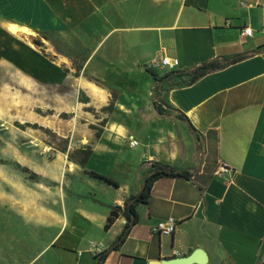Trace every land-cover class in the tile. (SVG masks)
<instances>
[{
  "label": "crops",
  "instance_id": "obj_1",
  "mask_svg": "<svg viewBox=\"0 0 264 264\" xmlns=\"http://www.w3.org/2000/svg\"><path fill=\"white\" fill-rule=\"evenodd\" d=\"M0 7L8 25L35 28L56 50L77 45L84 59L78 75L70 74L77 107L101 114L113 98L103 118L75 112L87 126L105 123L99 135L89 130L84 140L69 141L67 153L89 149L91 155L62 180L63 201L53 213L28 209L25 223L56 232L27 264H96L89 243L103 242L108 249L117 240L125 219L119 214L105 231L110 210L122 209L140 191L155 162L191 169L193 175L157 180L148 202L137 208L138 222L102 264H150L198 249L206 262L192 264H264V0H0ZM244 27L252 28L251 37L241 36ZM52 55V63L72 65L63 55ZM162 55L176 59L177 68H161ZM237 57L194 83L186 75L157 83L148 71L162 78ZM179 114L198 132V142ZM71 135L70 129L64 137ZM132 139L136 147L129 146ZM127 152L131 156L123 159ZM53 156L65 167L64 176L72 163L62 153ZM94 160L122 168L126 181L95 169ZM220 162L233 169L231 178L214 174ZM90 171L118 187L101 188L98 182L104 181ZM100 188L113 193L107 202L100 199ZM167 218L176 221L173 234L152 233V226ZM7 254L0 252L1 262Z\"/></svg>",
  "mask_w": 264,
  "mask_h": 264
},
{
  "label": "rangeland",
  "instance_id": "obj_2",
  "mask_svg": "<svg viewBox=\"0 0 264 264\" xmlns=\"http://www.w3.org/2000/svg\"><path fill=\"white\" fill-rule=\"evenodd\" d=\"M0 13L3 12L0 10ZM10 15L18 17L16 13ZM5 21L0 18V252L8 254L0 264H27L56 232L25 223L28 209L38 210L37 214L53 213L63 201L59 193L62 180L68 172L79 170L69 160L78 159L76 151L69 152L67 160L72 163L68 164L72 170L65 171L62 176L65 167L61 162L53 161V152L67 155L69 141L84 140L89 130L94 136L99 135L102 119L97 121V127L87 126V122L76 117L75 112H92V116L103 118L108 112L105 108L113 98L101 108V114L95 113L91 107H77L70 75L75 73L70 68L79 67L84 60L79 57L81 53L77 51V45L71 42L65 45V50H56L53 40L39 35L35 28H32L34 32L18 30L12 33ZM52 52L70 59L72 65L70 62L66 67L52 63ZM161 110L163 115L164 109ZM70 129L72 135L64 137ZM47 146L52 148L50 155L43 152ZM65 146L67 149L62 152ZM130 156L131 153H124L123 159ZM91 166L110 173L117 181H126L122 168L101 166L96 160ZM98 183L101 188L107 185ZM101 188L100 199L107 202L113 193Z\"/></svg>",
  "mask_w": 264,
  "mask_h": 264
},
{
  "label": "trees",
  "instance_id": "obj_3",
  "mask_svg": "<svg viewBox=\"0 0 264 264\" xmlns=\"http://www.w3.org/2000/svg\"><path fill=\"white\" fill-rule=\"evenodd\" d=\"M35 44L37 46H41V44L38 42H35ZM240 59L241 58L237 57L235 59L233 58L232 60H222V59L212 60L210 62L201 64V65L195 67L194 69H192L189 72L180 73L177 71H173L170 74H167L162 78H157V75L154 74V72L152 70H148V71L152 74L153 78L157 81V83L160 81L166 80L171 75H186L189 77L188 83H194L197 79H199V78H201V77H203V76H205L211 72L218 71V70L226 67L227 65L231 64L233 61H239ZM74 68H75V74L78 75L80 68L78 66L74 67ZM111 108H112V103H110L105 109L107 111H110ZM154 109L158 115L162 114V110L158 106V104H154ZM178 117L180 120L184 121L187 124L189 130L195 136V139L198 142V132L191 125V123L186 118V116H184L183 114H179ZM100 123H101V125H103L105 123V120H101ZM32 126L37 127L36 124H33ZM66 149H67V146H65V148L63 149L62 152H65ZM74 151H76V153L78 155V159L69 158V160L73 161L75 164H77L81 167H84L90 158L91 150H89V149H77ZM69 155L70 154L68 153L67 157H69ZM24 169L27 170V168H24ZM86 173L95 179L104 181L105 183L113 185L115 187H118V185H119L118 182H116L115 180H113L107 176H104V175H101V174H98L95 172H91V171L86 172ZM31 175L34 177L37 176V174H35V173H32ZM192 175H193V171L191 169L178 170V169H176L170 165L162 164L160 162L153 163L152 169L144 177L143 185H142L140 191L136 195L130 196L128 199H126L124 201V207L122 209L119 206H116L110 210L109 216L107 217L106 222L104 224V230L107 231L111 227V225L113 224L115 219H117L119 214H120L125 219L124 231L120 234V236L117 238V240L106 251H104L98 257V261L96 264H102L103 259L106 256V254L108 253V251L118 248L119 245L124 241V239L128 233V230L138 222L137 208L139 205L146 204L148 202L152 186L157 180L163 179V178L189 179Z\"/></svg>",
  "mask_w": 264,
  "mask_h": 264
},
{
  "label": "built area",
  "instance_id": "obj_4",
  "mask_svg": "<svg viewBox=\"0 0 264 264\" xmlns=\"http://www.w3.org/2000/svg\"><path fill=\"white\" fill-rule=\"evenodd\" d=\"M253 30L250 27H244L241 31L242 37H251ZM159 65L163 69L175 70L178 66V61L176 59L170 58L169 56L162 55L159 58ZM138 145L137 140H130L129 146L136 147ZM44 153L50 155L52 153V148L47 146L43 149ZM67 159V155L64 156ZM214 174L218 177L231 178L233 175V169L226 163L220 162L217 164ZM176 221L174 218H167L164 220L157 221L151 228L152 233L159 234L161 236H171L175 230ZM107 250V246L103 242L91 241L89 243L88 252L93 258H98L104 251Z\"/></svg>",
  "mask_w": 264,
  "mask_h": 264
},
{
  "label": "water",
  "instance_id": "obj_5",
  "mask_svg": "<svg viewBox=\"0 0 264 264\" xmlns=\"http://www.w3.org/2000/svg\"><path fill=\"white\" fill-rule=\"evenodd\" d=\"M193 262L205 263L206 254L203 250H196L193 254L187 257H178L171 259H163L160 262H150V264H192Z\"/></svg>",
  "mask_w": 264,
  "mask_h": 264
},
{
  "label": "bare ground",
  "instance_id": "obj_6",
  "mask_svg": "<svg viewBox=\"0 0 264 264\" xmlns=\"http://www.w3.org/2000/svg\"><path fill=\"white\" fill-rule=\"evenodd\" d=\"M8 30L12 33H15L16 31L20 30L24 33H29V30H27L26 28H18L16 25L13 24H9L8 25ZM72 169H68L67 171H71ZM63 173V172H62Z\"/></svg>",
  "mask_w": 264,
  "mask_h": 264
}]
</instances>
